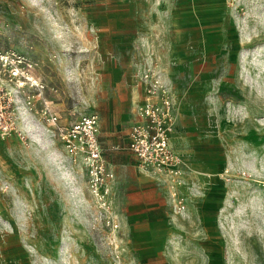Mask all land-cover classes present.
<instances>
[{
	"label": "rangeland",
	"instance_id": "rangeland-1",
	"mask_svg": "<svg viewBox=\"0 0 264 264\" xmlns=\"http://www.w3.org/2000/svg\"><path fill=\"white\" fill-rule=\"evenodd\" d=\"M0 51L46 86L41 102L3 83L21 129L0 143V264H264V0H0ZM147 70L174 102L185 213L147 172L156 211L132 209L136 185L123 184L140 166L123 150L107 151L119 166L96 197L41 115L44 103L59 125L96 115L123 147Z\"/></svg>",
	"mask_w": 264,
	"mask_h": 264
},
{
	"label": "built area",
	"instance_id": "built-area-1",
	"mask_svg": "<svg viewBox=\"0 0 264 264\" xmlns=\"http://www.w3.org/2000/svg\"><path fill=\"white\" fill-rule=\"evenodd\" d=\"M21 64L23 61L15 53L0 51V141L19 135L21 129L17 120L16 99L3 86L5 76L8 75L9 80L19 79L21 90L25 85L35 88L36 97L41 102L45 100V84L25 72ZM140 80L143 94L142 103L137 105L140 121L131 128L126 148L138 159L143 171L166 177L169 188L173 190L175 210L185 213L188 197L182 194L181 189L185 185L184 158L171 141L176 118L170 90L154 71H145ZM28 105L31 108L35 106L30 100ZM41 115L45 124L54 126V137L64 144L70 154L84 159L89 168L93 192L102 199V191L108 193L109 183L115 179V174L104 156L98 117L85 116L69 126L59 125L58 116L46 103Z\"/></svg>",
	"mask_w": 264,
	"mask_h": 264
},
{
	"label": "crops",
	"instance_id": "crops-1",
	"mask_svg": "<svg viewBox=\"0 0 264 264\" xmlns=\"http://www.w3.org/2000/svg\"><path fill=\"white\" fill-rule=\"evenodd\" d=\"M142 101H143V94H142V89L141 88H139V90H138V93H137V101H136V105H138L139 103H142ZM140 121V117L137 119V122H139ZM137 122H135V124L137 123ZM133 127V126H132ZM131 127V128H132ZM27 129H28V127H27ZM131 130V129H130ZM175 130H176V128H175ZM29 131V130H28ZM177 131H178V129H177ZM130 132V131H129ZM101 135V134H100ZM17 140H18V138L16 137V136H12V137H10V138H8L7 140H4V141H0V143H2V142H13V144H15L16 142H17ZM128 141H129V133H128V136H127V138H126V142L124 143V145H123V147H120V145H112V144H107L102 138H101V136H100V142H101V144L103 145V147H104V156H105V159L107 160V151H111V150H113V151H117V150H123V151H127L128 153H130V154H132L127 148H126V146H127V143H128ZM110 145H112V146H110ZM117 153V152H116ZM133 155V154H132ZM134 156V155H133ZM107 162H108V164H109V167H110V169H114L113 167H115V166H119V161L118 162H111V161H109V159L107 160ZM133 168H134V174H136V179L134 178V181H126V182H124V184L123 185H125V184H134V185H136V190H137V194H139V197H137V205H135V207L133 206L132 207V209L134 210V209H136V212H138V211H140V212H142V213H144V214H150V213H152V212H154V211H156V210H154V208H149V207H151L150 205H149V203H147V199L145 198V196H143L142 194L144 193L143 191H144V186H146V184L147 183H151V181L149 180V179H147V174H146V172L145 171H143L141 168L139 169L138 167H136V166H133ZM115 170V169H114ZM188 202H189V204L190 203H192V199L190 200V198H189V200H188Z\"/></svg>",
	"mask_w": 264,
	"mask_h": 264
},
{
	"label": "bare ground",
	"instance_id": "bare-ground-1",
	"mask_svg": "<svg viewBox=\"0 0 264 264\" xmlns=\"http://www.w3.org/2000/svg\"><path fill=\"white\" fill-rule=\"evenodd\" d=\"M22 111V110H21ZM20 114H21V112H20ZM26 121V120H25ZM63 175V174H62ZM67 177V176H66ZM64 180V179H63ZM67 180V179H66Z\"/></svg>",
	"mask_w": 264,
	"mask_h": 264
}]
</instances>
